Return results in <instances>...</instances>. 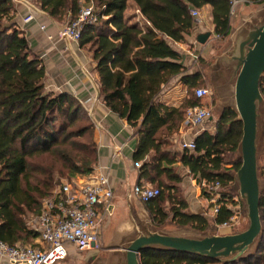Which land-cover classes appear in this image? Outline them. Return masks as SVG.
<instances>
[{
  "label": "trees",
  "instance_id": "trees-1",
  "mask_svg": "<svg viewBox=\"0 0 264 264\" xmlns=\"http://www.w3.org/2000/svg\"><path fill=\"white\" fill-rule=\"evenodd\" d=\"M34 1L59 22L74 20L85 4H94L97 20L83 27L78 42L92 52L96 62L100 99L134 129L137 146L133 160L135 165L140 164V181L145 179L160 188L155 198L144 202L154 226L162 229L171 219L180 227L206 234L211 228L229 223L240 202L235 176L243 163L239 156L243 122L238 111L226 106L215 123V132L207 128L200 132L193 150H175L170 135L179 131L186 109L195 105L194 89L205 81L202 67L187 71L183 55L173 43L186 42V36L192 34L196 20L191 9L201 10L207 5L212 6L214 34L223 39L229 36L230 1L132 0L149 23L145 28L127 23L129 0ZM248 3L262 4L264 0ZM16 14L12 0H0V240L9 245L30 242L38 247L34 240L39 234L29 227L25 217L28 212H41L42 199L52 192L56 169L31 168V159L57 157L64 163L69 179H73L94 172L98 144L94 122L83 104L68 91L47 89L45 64L32 50L15 20ZM173 78L190 92L178 107L159 99L163 87ZM260 89L264 98V74ZM84 116L90 122L75 130L74 125ZM163 131L169 139L159 136ZM179 165L187 168L202 187L210 209L218 207L212 219L188 210L186 198L179 195L183 182ZM38 171L43 178L37 176ZM217 182L220 188L216 190ZM217 194L216 203L211 202ZM260 215L262 237L234 261L224 263L151 248L142 252L140 264H264V188L260 193Z\"/></svg>",
  "mask_w": 264,
  "mask_h": 264
},
{
  "label": "crops",
  "instance_id": "crops-1",
  "mask_svg": "<svg viewBox=\"0 0 264 264\" xmlns=\"http://www.w3.org/2000/svg\"><path fill=\"white\" fill-rule=\"evenodd\" d=\"M133 4L135 5L134 11L129 12L126 10L125 12L126 21L129 24H137L141 28H145L149 23L140 11L137 10V5L132 0L128 1V7ZM248 4L253 3L247 2L238 5V7H240L237 14L238 18L241 16L244 9L241 5L248 6ZM28 11V8H25L22 5V10L18 11L15 20L20 28L26 33L32 50L42 57L41 59L46 67L45 83L47 89L55 92H70L83 104L88 113L91 114L90 116L93 115L96 122L98 161L95 165L94 171L101 169L110 174V181L114 191V212L105 223L108 221L106 224L107 228L112 226L111 228L116 231V234H118V236H116L118 241H115L114 243L126 244L120 249L122 251L121 253H123L124 264L126 261V247L136 237L149 232H157L151 230V227H156L152 222L149 211L145 207V203L137 197L130 195L135 185L140 183L146 185L149 184V182L144 181L145 179L140 181L139 167L135 165V161L133 160L137 146L134 129L128 123L127 119L121 118L112 112L100 99L97 82L98 73L95 70L96 62L92 57V52H89L86 47H81L78 41L62 38L60 36V24L41 8L39 13L36 14L35 20L24 24L22 21L23 16H26ZM137 12L138 22L134 20ZM200 12L201 18L204 20L203 22L201 18L199 21L196 20L195 27L192 31L193 33L190 36H186V42L173 43V46L182 53L184 65L189 73L196 71L193 67L195 66L197 59L204 55V51L209 46L208 41L221 38L214 34L212 6H205ZM233 16L234 14L231 15V20ZM41 24H45L47 29L42 30L40 28ZM250 28L251 25L240 26L237 31L233 32V26L231 24L230 35L232 34L235 38L237 36L240 37L243 34V36L245 35L244 37H246ZM197 34H199L197 38L198 41L195 39ZM219 67H221V65ZM229 83L234 86L235 94V83L231 81H229ZM187 97L188 93L186 86L183 83H180L178 78H173L163 87L159 99L161 102L168 105L178 107ZM234 108L236 109V106ZM205 129L206 128H203V130ZM203 130L200 129L199 132H202ZM197 135L198 130L185 128L182 122L179 131L175 133L174 141L177 145L174 144V148L179 152L183 151L181 142L195 140ZM201 201L202 204L198 206V209H193L190 205L188 206V210L192 213H201L206 216H209L208 212L214 213V211L210 209V201L207 198H203L202 196ZM135 216L140 217L141 224L137 223ZM183 228L187 229L188 227ZM202 236L204 235H194L189 237ZM34 241L37 245L42 246L40 237ZM26 244L31 245L30 243ZM78 253V251L71 249L68 257L61 260L60 263L57 262L55 264H74L69 261L71 258H84V256H81L82 254ZM0 264L11 263L0 260Z\"/></svg>",
  "mask_w": 264,
  "mask_h": 264
},
{
  "label": "built area",
  "instance_id": "built-area-1",
  "mask_svg": "<svg viewBox=\"0 0 264 264\" xmlns=\"http://www.w3.org/2000/svg\"><path fill=\"white\" fill-rule=\"evenodd\" d=\"M12 1H22L27 4L29 12L23 17L24 24L35 20L40 9L27 0ZM229 1L231 15L235 13L240 3L248 2V0ZM191 14L195 20H200V10L192 8ZM97 17L92 7L82 8L78 16L60 30L61 37L78 41L83 27L95 22ZM40 28L47 29L45 24H41ZM194 92L196 102L186 109L183 126L198 130L199 134V130H203L206 121L212 116V108L204 104L211 98L212 93L210 88L206 87H197ZM195 146V140L181 142L183 149L193 150ZM136 166L140 167V164L137 163ZM214 188L219 189L220 183L217 182ZM159 193V187L144 184L135 185L130 195L147 202ZM113 198L110 174L101 169L62 183L44 198L41 212L29 226L39 234L42 246L34 247L26 243L9 245L0 240V260L11 264H55L64 260L71 249L78 252L97 249L103 224L113 214ZM217 198H219L218 194L213 196L211 202L216 203ZM217 211L216 206L214 213ZM237 221L236 213L230 222L223 226L233 227Z\"/></svg>",
  "mask_w": 264,
  "mask_h": 264
},
{
  "label": "water",
  "instance_id": "water-1",
  "mask_svg": "<svg viewBox=\"0 0 264 264\" xmlns=\"http://www.w3.org/2000/svg\"><path fill=\"white\" fill-rule=\"evenodd\" d=\"M244 36L235 37L234 48L222 58V65L233 71L229 76L234 79L231 82L235 83L236 109L243 122V137L239 148L243 163L235 178L239 184V196L246 202L248 228L234 234H209L202 237L159 232L141 234L126 247L124 264H140L142 252L151 248L195 254L225 263L243 256L262 237L258 132L260 106L264 104L260 89L264 74V18L257 25H251Z\"/></svg>",
  "mask_w": 264,
  "mask_h": 264
},
{
  "label": "rangeland",
  "instance_id": "rangeland-1",
  "mask_svg": "<svg viewBox=\"0 0 264 264\" xmlns=\"http://www.w3.org/2000/svg\"><path fill=\"white\" fill-rule=\"evenodd\" d=\"M33 6L40 9L39 5L36 4L34 0H27ZM16 6V13L18 11L22 10V5L25 8H28L27 4L20 1H13ZM22 5H21V4ZM243 6V11L241 13V16L238 18L237 14L239 11L238 7L235 10L234 16L232 17V26H233V32L237 31V29L240 26H249V25H257L259 22H261L264 18V3L263 4H248V6ZM92 7L94 9V4H85L83 8ZM135 9V5H131L128 7L127 11L133 12ZM29 10V8H28ZM139 10V9H137ZM29 12V11H28ZM17 15V14H16ZM23 16V15H22ZM24 17V16H23ZM201 18V16H200ZM136 22H138V12L136 13V17L134 18ZM203 22V18H201ZM251 20V21H250ZM23 21V20H22ZM56 21V20H55ZM71 20L67 19L65 22H59L60 24V30L65 26L67 23H69ZM193 33V32H192ZM201 34V33H199ZM196 35V41H198V35ZM61 36V35H60ZM234 42L235 38L232 36H227L226 38H219V39H211L208 41L209 46L204 51V55L199 57L195 63L194 69L202 67L203 73L205 75V81L204 83L199 87H206L210 88L212 96L211 98L206 101L204 104L208 105L212 108V119L207 120L204 128H207L211 132H215V123L217 119L219 118L222 110L226 106L235 107V99H234V86L230 85L229 81H234L233 77L229 76V73L232 75L233 71L225 66L222 67V58L223 56H227L228 52L232 51L234 48ZM198 43V42H197ZM195 48V47H194ZM87 50L91 52L88 48ZM40 58H42L40 56ZM203 58L204 63H200V59ZM221 65V67L218 66ZM229 80V81H228ZM188 95H190V92H188ZM193 94V93H192ZM91 115V114H89ZM90 120L94 122L95 125V138L97 136V128H96V122L94 120L93 115L90 116ZM90 120L84 116V118H81L80 121H78L74 125V129H79L83 124H87L90 122ZM161 138L169 139V135L165 133V131L161 132L159 134ZM170 138L172 140V143L177 145L174 141L175 134L170 135ZM75 140V139H74ZM77 141L84 142L85 139H76ZM175 149V148H174ZM177 150V149H175ZM237 156V155H236ZM239 156L241 157V153L239 152ZM31 168H55L56 171L54 172V186L52 190L56 189L59 185L62 183H65L67 181H70L69 177L65 173V168L63 166V162L61 159L57 157L52 156H42V157H36L32 158L30 161ZM178 171L183 176V182L181 183L180 192L179 195L182 197H185L186 200H188V205L193 209H198V206L202 204V187L195 182L196 180L193 179V177L189 174L187 168H183L181 165L177 167ZM258 170H259V179H260V189L262 190L264 188V176L262 175V172L264 170V104H261L260 106V115H259V132H258ZM64 172L65 175L58 172ZM37 176L39 178H43L44 175L40 171H38ZM85 176V175H78V177ZM147 185H151L156 187L157 184L149 183ZM237 192L239 193V184H236ZM173 194V193H172ZM204 198V197H203ZM239 198V197H238ZM44 199H42L43 202ZM239 203H237V207L235 209L237 210V223L233 227H226L221 226L219 228H211L204 233H199L190 227L187 229H184L183 227L178 226L176 223H174L171 219L168 220L167 224L162 228H153L151 227L152 231H157L159 233L164 234H170V235H177V236H198V235H227V234H234L239 233L244 230H246L249 226V218H248V212L246 207V202L244 200H241L239 198ZM210 204V203H209ZM170 205L168 206V208ZM114 212V211H113ZM210 219H212L213 213L208 212ZM38 215V213L34 212H28L26 214V220L28 225H31L32 220ZM113 215V214H112ZM110 218V217H109ZM135 219L138 224H141V220L139 216H135ZM108 222V221H107ZM107 222L103 224L102 227V233L100 238V244L97 249L89 250L86 252H79L78 254H82L81 256L84 258H77V259H70L69 261L74 264H123V253L120 250L122 246H125V243H114L115 241H118V234H116V231L112 229V226H109L107 228ZM157 229V230H156ZM198 234V235H197ZM103 236V237H102ZM105 237V238H104ZM30 243V242H29ZM99 254V255H98ZM70 255V253H69ZM68 255V256H69ZM98 255V256H97ZM67 256V257H68ZM95 259V260H94ZM61 261H59L60 263Z\"/></svg>",
  "mask_w": 264,
  "mask_h": 264
}]
</instances>
